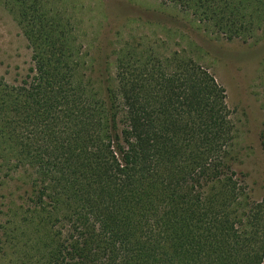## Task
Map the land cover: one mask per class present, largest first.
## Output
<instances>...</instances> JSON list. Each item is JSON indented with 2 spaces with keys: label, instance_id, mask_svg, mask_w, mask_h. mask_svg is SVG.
I'll return each mask as SVG.
<instances>
[{
  "label": "trees",
  "instance_id": "1",
  "mask_svg": "<svg viewBox=\"0 0 264 264\" xmlns=\"http://www.w3.org/2000/svg\"><path fill=\"white\" fill-rule=\"evenodd\" d=\"M1 1L35 66L0 77V171L29 185L0 222V264H264V197L234 168L215 75L126 41L101 78L76 0ZM160 1L215 37H264V0Z\"/></svg>",
  "mask_w": 264,
  "mask_h": 264
},
{
  "label": "rangeland",
  "instance_id": "2",
  "mask_svg": "<svg viewBox=\"0 0 264 264\" xmlns=\"http://www.w3.org/2000/svg\"><path fill=\"white\" fill-rule=\"evenodd\" d=\"M84 22L77 34L88 41L95 71L114 72L113 49L126 41L170 53L177 51L209 69L225 88L238 129L234 168L244 176L252 199L264 197V37L255 42L215 37L192 16L160 0H76ZM86 30V31H85ZM84 31L86 35H84ZM84 35V37H83ZM117 46V47H116ZM32 48L16 15L0 0V77L21 85L33 75ZM0 171V222L9 209L21 214L29 185L14 170Z\"/></svg>",
  "mask_w": 264,
  "mask_h": 264
}]
</instances>
